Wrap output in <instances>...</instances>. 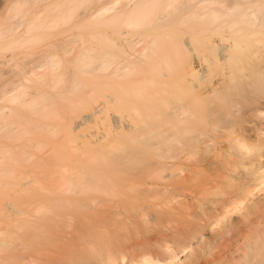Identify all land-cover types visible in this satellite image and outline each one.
Masks as SVG:
<instances>
[{
  "label": "bare ground",
  "instance_id": "1",
  "mask_svg": "<svg viewBox=\"0 0 264 264\" xmlns=\"http://www.w3.org/2000/svg\"><path fill=\"white\" fill-rule=\"evenodd\" d=\"M84 1L0 17V264H264V0Z\"/></svg>",
  "mask_w": 264,
  "mask_h": 264
},
{
  "label": "rangeland",
  "instance_id": "2",
  "mask_svg": "<svg viewBox=\"0 0 264 264\" xmlns=\"http://www.w3.org/2000/svg\"><path fill=\"white\" fill-rule=\"evenodd\" d=\"M94 0H85L84 2L78 4L77 6H79V10H81L80 8H82L83 6L87 5V4H92ZM8 0H0V17H3L6 15L7 13V3ZM42 19V14L41 13H37L35 15L32 16V20L36 22H40V20ZM19 30L24 29V26H19L18 27ZM30 34V32H28ZM23 38H26L27 32H23L22 33ZM6 44H4V48L2 49L3 51L8 50L9 48L5 46ZM9 51H6V56L4 58H0V106H7V105H13V103L7 102L6 100L8 99L9 96L15 94V95H19V97H26V99H29L32 96V99L34 98V96H36L35 94H31L29 92L31 91H39L38 88L36 87H27L26 85H28V81L23 78L22 75L19 76H14L13 72L17 71V64H22V62H26L24 67H23V73H25V75H30L32 77L35 76V74L37 73H42L43 71H45V67L43 64V59H39V60H20V59H15V58H11L10 55L8 54ZM13 64V65H12ZM6 69V70H5ZM8 72V73H7ZM24 85V86H23ZM25 90V94H21L19 93V91L21 90ZM4 90V91H3ZM14 105H18V103L15 102ZM261 194V193H260ZM181 256H179L178 258L182 259L183 256L185 254H180ZM256 254H253V256H255ZM252 256V257H253ZM259 257V256H257ZM258 259V258H257ZM254 262H257L256 260H254Z\"/></svg>",
  "mask_w": 264,
  "mask_h": 264
}]
</instances>
